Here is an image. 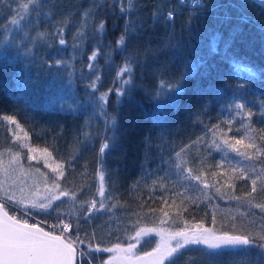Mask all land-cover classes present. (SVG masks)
<instances>
[{
    "label": "trees",
    "instance_id": "1",
    "mask_svg": "<svg viewBox=\"0 0 264 264\" xmlns=\"http://www.w3.org/2000/svg\"><path fill=\"white\" fill-rule=\"evenodd\" d=\"M204 1L0 0V45H11L0 54V196L25 202L4 186L12 169L34 175L37 202L67 193L51 216L25 218L50 230L59 215L70 238L79 226V249L203 223L252 243L211 260L190 246L164 264H264V6ZM108 258L91 252V264Z\"/></svg>",
    "mask_w": 264,
    "mask_h": 264
},
{
    "label": "snow or ice",
    "instance_id": "2",
    "mask_svg": "<svg viewBox=\"0 0 264 264\" xmlns=\"http://www.w3.org/2000/svg\"><path fill=\"white\" fill-rule=\"evenodd\" d=\"M13 25L17 23L15 19L11 22ZM106 25L104 22L99 24V30L103 32ZM125 30L127 31V25ZM124 43V36H121L118 44L122 45ZM59 44L64 45L65 40L63 38L59 39ZM11 45L7 48L0 45V54L5 53ZM108 55H111L109 51ZM90 59L95 60L96 54L94 53ZM59 63V62H57ZM91 67V65L89 66ZM124 72L131 73L132 69L126 66L123 69ZM129 87L131 85V80L128 81ZM89 88L92 87L90 84ZM124 95L123 90L116 91L117 103H119L120 98ZM159 95V93L157 94ZM101 101H104L106 106V101L103 96L100 97ZM238 107L243 108L244 105H238ZM11 123H16L11 117H5ZM112 123L115 124V118H112ZM243 141L241 139H236L235 144L240 145ZM227 145V141H225ZM109 147L108 143H104L100 148V153L103 154L105 149ZM229 148L237 155L243 156L246 159L247 154L241 152L239 148L233 145H228ZM225 161H222L223 164ZM102 163V161H101ZM235 171V168H233ZM243 169H241V175L243 176ZM246 178V177H245ZM104 177L101 175L100 180L103 181ZM194 180H200L199 176L192 177ZM252 191H256V180H252ZM58 187V186H57ZM103 185H101V188ZM207 187V185H205ZM0 191H3V186L0 185ZM100 196L104 195V192L100 191ZM61 195H67L64 192L54 193L51 196L45 197L44 200L37 202L33 200L30 203H25L24 199H13V196L9 193H3L0 196V264H77V260L80 258L88 259V264H91V252H112L122 250L120 248L119 242L115 246H109L105 248L95 247L90 251L86 249H77L76 243L79 240V226H77V234L75 237H68L63 234H56L55 231H45L43 227L38 226V223H29L28 219L25 217L32 216L35 217L36 213L47 214L51 216V202L52 200H59ZM7 207L19 210V215L15 212L13 215H9L6 210ZM59 206H57L58 208ZM92 207H95L93 203ZM52 211H55L53 209ZM57 223L60 226L61 232L70 227L69 224L61 222L59 215L56 217ZM214 219V218H213ZM55 228V225L52 226ZM145 231V230H141ZM148 232L152 230H147ZM164 230L161 229L156 232L157 235H161ZM141 232L136 233L138 238ZM175 241V245H173ZM83 243V241H80ZM252 242L248 238H242L240 236H231L228 234L214 236L210 229L205 228L203 223H197L191 225V231L189 226H185L184 230L177 231L168 236L167 241L162 238L161 245H158V250L162 246L167 255L171 256L176 253L178 249L185 247V245H205L209 252L207 255L211 257L219 255L222 250L239 248L241 246H250ZM135 245H129L128 251H131ZM148 255H154L153 253H148ZM143 259V257H141Z\"/></svg>",
    "mask_w": 264,
    "mask_h": 264
},
{
    "label": "rangeland",
    "instance_id": "3",
    "mask_svg": "<svg viewBox=\"0 0 264 264\" xmlns=\"http://www.w3.org/2000/svg\"><path fill=\"white\" fill-rule=\"evenodd\" d=\"M41 157L44 158L45 160L49 159V155L45 153H41ZM12 171H13V175L11 176V179H10L11 181L5 182L4 186L10 187L11 189L16 190L17 195H19L20 197L23 196L25 198V202H32L33 200H39L42 198L41 195H42L43 189L41 188L40 184L39 186H36L35 188L36 190L40 191V193L38 192L34 193L32 191L31 187L34 185V181H33L34 175H27L25 172H22L20 169L19 170L12 169ZM147 230H152V231L148 232ZM157 231L159 230L146 229L145 231H141V235L137 238V241L133 244L135 246L131 248V251H128L129 249V246H128V247H120L122 250L117 251L115 253L109 252V258L107 259V263L108 264H164L167 259L171 258L172 256L177 255L180 251L190 246H202L206 248L205 245L188 244V245H185V247L178 249L176 253H173L171 256H169L164 251L162 246L158 250V245H161L162 238L164 241H167L168 236L173 233H168V232L163 231L161 235H157L156 234ZM59 233L63 234L60 231ZM212 234L214 236H220L214 232H212ZM149 238H155L157 241V246L155 247L154 250L143 253L140 251L141 243L144 242V240L146 242L147 239ZM173 245H175V241H173ZM241 247H244V246H241ZM148 253H153L154 255H148ZM141 257H143V259H141ZM80 259H82L80 261L81 263L84 260V258H80Z\"/></svg>",
    "mask_w": 264,
    "mask_h": 264
},
{
    "label": "built area",
    "instance_id": "4",
    "mask_svg": "<svg viewBox=\"0 0 264 264\" xmlns=\"http://www.w3.org/2000/svg\"><path fill=\"white\" fill-rule=\"evenodd\" d=\"M178 1L180 2L181 5H183L185 7H189V8H200V7H203L205 5V1L204 0H178ZM170 17H172V15H170ZM49 231H55L56 234H61V233H59V231L61 232V229H56V228H51L50 227ZM62 233H63V235L68 236L66 234L65 230H63ZM76 247L79 248L77 245H76Z\"/></svg>",
    "mask_w": 264,
    "mask_h": 264
},
{
    "label": "water",
    "instance_id": "5",
    "mask_svg": "<svg viewBox=\"0 0 264 264\" xmlns=\"http://www.w3.org/2000/svg\"><path fill=\"white\" fill-rule=\"evenodd\" d=\"M252 1H254L255 3H257V4H259V5H262V6H264V0H252ZM7 210V209H6ZM8 211V210H7ZM9 212V211H8ZM9 215H11L10 214V212H9ZM38 226H40V225H38ZM40 227H42V226H40ZM44 228V227H43ZM44 230L45 231H49V230H47V229H45L44 228ZM78 249V248H77ZM79 250V249H78ZM79 262H80V259H78L77 260V264H79Z\"/></svg>",
    "mask_w": 264,
    "mask_h": 264
}]
</instances>
